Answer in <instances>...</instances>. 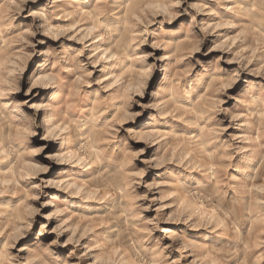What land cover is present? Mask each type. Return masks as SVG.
I'll list each match as a JSON object with an SVG mask.
<instances>
[{"label": "clouds", "instance_id": "obj_1", "mask_svg": "<svg viewBox=\"0 0 264 264\" xmlns=\"http://www.w3.org/2000/svg\"><path fill=\"white\" fill-rule=\"evenodd\" d=\"M0 264H264V0H0Z\"/></svg>", "mask_w": 264, "mask_h": 264}]
</instances>
